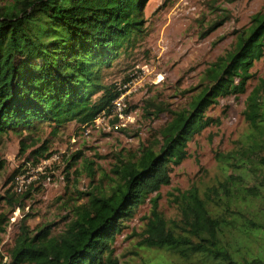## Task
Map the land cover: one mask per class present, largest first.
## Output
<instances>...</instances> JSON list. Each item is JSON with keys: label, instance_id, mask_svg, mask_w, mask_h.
Instances as JSON below:
<instances>
[{"label": "trees", "instance_id": "trees-1", "mask_svg": "<svg viewBox=\"0 0 264 264\" xmlns=\"http://www.w3.org/2000/svg\"><path fill=\"white\" fill-rule=\"evenodd\" d=\"M149 2L0 0V138L30 136L44 126L53 134L71 123L86 128L111 115L121 92L106 81L109 71L144 37ZM263 56L264 13H258L234 49L206 71V87L193 106L173 112L156 146L143 147L116 167L108 191L81 194L87 203L74 210L59 236L52 237L48 226L35 235L23 228V238L9 252L10 264H119L113 243L122 222L155 194L145 248L185 264H264V249L248 246L256 233L264 235V225L243 206L264 199V184L248 186L247 179L259 173L264 180V80L246 102L244 116L253 131L249 153L218 156L231 174L204 191L181 193L175 199L177 219L165 220L158 203L161 189L171 184L172 166L186 161L189 143L213 122L206 111L220 97L245 94Z\"/></svg>", "mask_w": 264, "mask_h": 264}, {"label": "rangeland", "instance_id": "rangeland-1", "mask_svg": "<svg viewBox=\"0 0 264 264\" xmlns=\"http://www.w3.org/2000/svg\"><path fill=\"white\" fill-rule=\"evenodd\" d=\"M144 13V37L106 80L125 94L122 126L111 113L86 128L71 123L53 134L51 126H44L30 136L0 138V264L11 263L9 252L23 238V228L35 235L48 226L52 237L59 236L74 210L87 203L81 194L108 191L116 167L143 147L156 146L173 112L189 109L205 89L206 71L234 49L251 18L264 13V0H150ZM251 72L246 93L220 97L211 105L205 116L213 122L189 143L186 161L172 166L171 184L159 192L165 220L178 218L175 199L181 193L193 187L204 191L231 174L223 171L219 155L249 153L253 131L244 112L250 93L264 80V56ZM44 148V154L35 155ZM251 159L256 167L258 154ZM22 177L29 183L18 194L16 180ZM262 178L259 173L247 178L248 186L264 184ZM156 196L122 222L113 243L119 264H185L143 246ZM262 200L249 199L243 206L250 219L264 225ZM248 246L264 249V235L256 233Z\"/></svg>", "mask_w": 264, "mask_h": 264}, {"label": "built area", "instance_id": "built-area-1", "mask_svg": "<svg viewBox=\"0 0 264 264\" xmlns=\"http://www.w3.org/2000/svg\"><path fill=\"white\" fill-rule=\"evenodd\" d=\"M124 97H125V94H122V92H121V95L113 103V108H112L113 116L118 120L120 126H122V122H124L126 120V113H125L124 105H123ZM103 116H105V115H102L101 117H99L95 121L94 124L98 123V121H100V119ZM29 179H31V178H29ZM28 183H26V180L23 177L22 178H17V180H16V192L18 194H23V192L27 188V184Z\"/></svg>", "mask_w": 264, "mask_h": 264}]
</instances>
